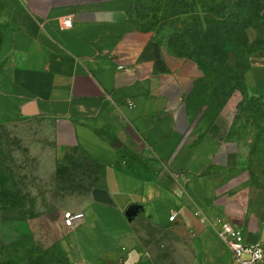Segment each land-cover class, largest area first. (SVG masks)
Masks as SVG:
<instances>
[{"label":"crops","instance_id":"obj_1","mask_svg":"<svg viewBox=\"0 0 264 264\" xmlns=\"http://www.w3.org/2000/svg\"><path fill=\"white\" fill-rule=\"evenodd\" d=\"M137 2L0 0V125L16 135L29 128L41 176L67 170L93 179L86 202L65 207L85 215L74 227H65L63 210L53 212L72 232L71 264H234L217 219L238 227L235 209L245 200L253 220L245 238L264 243V218L251 206L264 191L245 187L240 145L221 123L226 112L195 134L188 98L201 69L141 26ZM247 36L264 40V25ZM228 51L229 66L264 97V47ZM133 205L138 212L128 216ZM34 230L23 208L0 198V247Z\"/></svg>","mask_w":264,"mask_h":264},{"label":"rangeland","instance_id":"obj_2","mask_svg":"<svg viewBox=\"0 0 264 264\" xmlns=\"http://www.w3.org/2000/svg\"><path fill=\"white\" fill-rule=\"evenodd\" d=\"M165 3L181 7L179 11H189L190 8L195 12L175 19L156 18ZM231 14L238 17L233 18ZM134 15L141 26L157 38H167L172 43L175 41V45H168L179 51L181 47L183 51H188V44L191 51H201L200 45L207 44L205 40L218 35L222 40H215L214 43L221 48L225 46L224 50L228 52L229 46L244 42L246 25L264 23L263 0H138ZM209 15L213 19H207ZM184 43L186 46H183ZM202 50H205L204 47ZM220 59L224 61L223 54ZM217 63L206 74L201 70V76L195 80L188 98L193 131L203 135L226 112L228 118L221 123L227 128V138L240 145L239 171L249 180L245 187L264 191V97L246 86L244 88L241 78ZM234 86L236 90L227 98ZM19 129L21 135H16L15 128L0 125V171L3 181L0 198L6 205L23 208L26 215L33 219L35 230L0 247V264H71L68 248L72 232L58 226L53 212L60 208L63 215L69 210L65 207L71 198L86 202L89 186L94 181L85 174L79 176L67 170H61L58 177L48 178L38 174L36 158L31 154L25 138L29 128L24 125ZM126 157L132 158V155L126 153ZM146 164L149 165L148 162ZM147 168L131 169L145 172ZM244 203L245 200L235 213L241 221L238 227L245 234L253 220ZM251 206L259 219L264 218L263 201L253 202ZM48 213L49 220L45 217L42 220V215L47 216ZM63 237L66 238L67 248H63L61 243ZM246 241L250 243L248 238ZM197 264H204V261Z\"/></svg>","mask_w":264,"mask_h":264},{"label":"trees","instance_id":"obj_3","mask_svg":"<svg viewBox=\"0 0 264 264\" xmlns=\"http://www.w3.org/2000/svg\"><path fill=\"white\" fill-rule=\"evenodd\" d=\"M181 9V7H176L175 5H168V3H165L163 5V7H161L160 11H161V14L160 16L156 17L158 19H175V18H180L181 15L183 14H188V13H193L195 12L194 10L190 9L189 8V11H179ZM219 16V15H218ZM231 17H238L237 14H231ZM222 18V16H221ZM207 19H213L212 16L209 15V18ZM264 25L263 24H259V25H255V24H252V23H249L248 25L245 26V31H244V42H239L244 48H245V51L246 53H251V52H254L260 48H263L264 47V40L259 38L257 41H255L254 43L250 44L249 43V40H248V36H247V28L248 27H258V26H262ZM217 37H214L213 39H208V40H205L207 41V44H203V45H200L201 47V51L199 49L198 50H193L191 51V46L190 44H188V51H183L182 50V47H181V51L179 50H174V49H171L170 45H175V41L172 43V41L170 40H166L165 38H157L156 36V40H158L170 53L178 56V57H185V58H188V59H191L193 60L194 62L197 63V65L200 67L201 70H203L205 72V74L208 72V70H212V65L215 64V62H218L217 64H219V66L221 68H224L225 70H227V72H229L230 74L234 75L235 77H238V78H241L242 81H243V86L245 88V84H244V80H243V76L238 73L236 70H234L233 68H231L229 65H228V52H226L224 50V47H218L216 45L215 40L218 42V41H221L222 38L219 37L218 35H216ZM219 37V38H218ZM217 38V39H216ZM234 42H238V41H234ZM197 44V43H196ZM183 46H186V44L184 43ZM204 47L205 50H202ZM221 54L224 55V61H222L220 59L221 57ZM236 90V87L234 86L232 88V90L229 92V94L227 95V98L230 97L232 95V93Z\"/></svg>","mask_w":264,"mask_h":264},{"label":"built area","instance_id":"obj_4","mask_svg":"<svg viewBox=\"0 0 264 264\" xmlns=\"http://www.w3.org/2000/svg\"><path fill=\"white\" fill-rule=\"evenodd\" d=\"M66 27H72L73 21L67 17L64 21ZM83 212L67 210L64 212V224L66 227H74L76 222L84 218ZM177 218V214L171 215V221ZM205 221V219H203ZM219 234L227 241V244L235 256L234 264H264V243H248L242 229L227 220L218 219ZM92 264V263H85Z\"/></svg>","mask_w":264,"mask_h":264},{"label":"water","instance_id":"obj_5","mask_svg":"<svg viewBox=\"0 0 264 264\" xmlns=\"http://www.w3.org/2000/svg\"><path fill=\"white\" fill-rule=\"evenodd\" d=\"M138 209H139L138 205L131 206L130 209L128 210V212H127V215L128 216H133V215L137 214ZM79 264H82V263H79Z\"/></svg>","mask_w":264,"mask_h":264}]
</instances>
